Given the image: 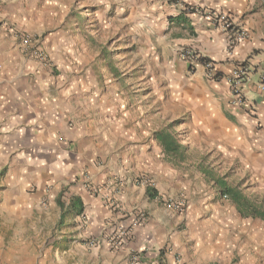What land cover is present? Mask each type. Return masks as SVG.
I'll list each match as a JSON object with an SVG mask.
<instances>
[{"label":"crops","instance_id":"1","mask_svg":"<svg viewBox=\"0 0 264 264\" xmlns=\"http://www.w3.org/2000/svg\"><path fill=\"white\" fill-rule=\"evenodd\" d=\"M208 12L227 15L243 39L228 48L231 32L206 19ZM36 48L46 63L35 59ZM182 48L214 62L218 78H203L199 62L189 67ZM118 52L125 53V64L132 63L131 53L140 56L145 74L135 81L137 91H129L132 79L116 75ZM244 60L254 71L245 89L254 117L232 105L223 78ZM151 61L159 81L147 75ZM262 70L264 0H0V189L6 214L22 221L46 190L75 180L109 189L110 177L124 170L129 181L118 195L75 194L74 205L66 209L69 201L61 209L81 211L84 237L121 225L129 230L122 248L92 250L84 264H264V222L241 218L235 207L226 215L218 189L198 169L196 193L205 198H198L184 229L183 213L163 208L135 185L138 175L149 174L160 195L186 183L156 140L164 104L153 107L150 100L168 92L178 113L189 112L192 137L200 133L210 155L238 165L264 193V101L253 85ZM150 108L156 109L150 114ZM137 211L145 215L138 219ZM135 252L138 262L131 263Z\"/></svg>","mask_w":264,"mask_h":264},{"label":"rangeland","instance_id":"2","mask_svg":"<svg viewBox=\"0 0 264 264\" xmlns=\"http://www.w3.org/2000/svg\"><path fill=\"white\" fill-rule=\"evenodd\" d=\"M123 55L125 53H122V55L119 52L117 53L116 75L120 79H132L130 80L132 82H129V91H137L139 84H136L135 81L140 76H144L145 68L141 66V59L138 53H131L132 63L127 62L126 64L120 62ZM149 65H151V68L147 75L149 78L154 77V79L159 81V68L152 61L149 62ZM144 89H152L151 83ZM168 89L166 88V91ZM149 97H152V94ZM170 97L171 95L167 92L163 100L158 102L150 100V105H155L153 107H156L158 103V105L161 102L164 104L163 113L159 116L158 128L163 130L172 125L171 131L174 133L176 140L185 149L182 159L173 161L172 166L179 177L186 179V183L179 181L182 186H179L174 194L163 193L160 195L156 193L153 178L149 174L138 175L135 185L141 187L137 182L141 179L147 180L148 186L142 187L165 209H167L164 206V201L166 200L176 204L183 202V207L180 211H172L178 215L183 213L187 217L182 220L181 229L186 227L188 219H191V212L198 207L196 204L198 198H205L203 194L196 193V187L200 186V180L194 177V174L196 175L198 171V165L206 170H212L214 175L226 177V181L230 186L239 188L251 200L264 203V193L256 191L251 186V181L244 179L238 165L226 162L217 152L210 155V148L205 144L206 139L200 133H198L197 140L192 137V132L189 131V124L191 123L189 112L181 109L178 113L172 106ZM155 109L150 108V114ZM198 137L203 138V140L199 141ZM4 172L0 170V183L4 179ZM110 180L109 189L105 188V184L94 187L86 180L82 181L80 185L75 180L61 187L59 191L52 188L48 189L46 194L34 205L33 210L27 211L22 221L8 217L4 209L6 206H3L6 204V198L3 197L0 189V264H84L88 258L87 254L92 250L101 249L106 245L110 251L122 248L129 237V230L126 227L121 225L117 230L107 232L98 237H91L90 235L84 237L86 225L83 223L84 220H81V211L78 214L66 213L61 211L60 208L66 205L75 194L82 195L84 193L95 198V196L100 195L99 192L101 190H105L110 192L111 196L118 195L125 184L128 183L129 177L126 171L123 170L120 174L117 173L111 176ZM183 185L185 186L183 187ZM220 205L226 206V215L231 216L233 214L229 209L234 208V205L229 201L223 199ZM111 206V209H114V213H116V203ZM187 206L189 210L186 212ZM137 212L138 219H140L141 214L145 215L143 212ZM193 213L192 215H194ZM245 220H250V218ZM114 241L123 242L121 245H116ZM80 254L84 256H80ZM138 256L139 254L135 252L129 262L137 263ZM234 257L237 258L235 252Z\"/></svg>","mask_w":264,"mask_h":264},{"label":"built area","instance_id":"3","mask_svg":"<svg viewBox=\"0 0 264 264\" xmlns=\"http://www.w3.org/2000/svg\"><path fill=\"white\" fill-rule=\"evenodd\" d=\"M185 10L189 11L190 13L200 14V11H195L190 8H186ZM204 17L208 20H212L213 22L219 23L224 29H228V31L231 32V34H229L228 36V48L232 49L237 43H239L243 39L244 34L234 28L227 15L221 13L208 12L207 14H204ZM23 43L25 45L29 44V39H25ZM33 56L35 57V59L42 63L47 62V56L40 48L35 49ZM180 56L185 62L190 65L189 67H195V65L199 62L203 70V77L206 80L215 81L218 78V70L214 62L200 59L189 48H182L180 50ZM253 73L254 71L250 64L244 60L235 64L231 73L223 78L227 83L232 105L234 107L245 108L249 115L254 117L255 112L246 97L247 92L245 90L246 86L252 82ZM253 85L255 87V94L264 101V70L259 73L258 78ZM137 184L141 185L142 187L147 185L148 181L145 179H141L137 182ZM164 206L170 211L178 212L182 209L183 202L176 204L170 200H166L164 201ZM122 242L123 241H114L116 245H121Z\"/></svg>","mask_w":264,"mask_h":264},{"label":"trees","instance_id":"4","mask_svg":"<svg viewBox=\"0 0 264 264\" xmlns=\"http://www.w3.org/2000/svg\"><path fill=\"white\" fill-rule=\"evenodd\" d=\"M180 19V18H177ZM172 125L156 133V140L162 146L164 153L173 161L182 159L185 149L176 140L172 130ZM198 170L218 189L222 199L234 205L238 215L244 219H256L264 222V203L251 200L237 188L230 186L226 177H219L213 174L212 170L199 167ZM74 205L72 201L66 206L69 209ZM76 205V204H75ZM63 209V206L60 207Z\"/></svg>","mask_w":264,"mask_h":264}]
</instances>
